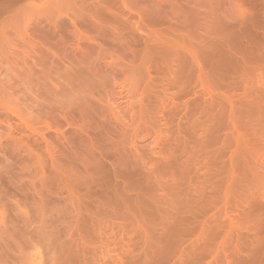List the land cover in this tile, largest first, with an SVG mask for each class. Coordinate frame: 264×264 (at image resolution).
<instances>
[{
  "label": "rangeland",
  "instance_id": "rangeland-1",
  "mask_svg": "<svg viewBox=\"0 0 264 264\" xmlns=\"http://www.w3.org/2000/svg\"><path fill=\"white\" fill-rule=\"evenodd\" d=\"M0 264H264V0H0Z\"/></svg>",
  "mask_w": 264,
  "mask_h": 264
}]
</instances>
